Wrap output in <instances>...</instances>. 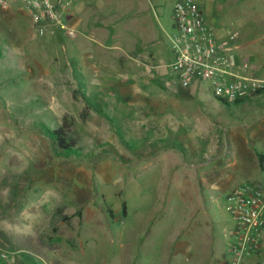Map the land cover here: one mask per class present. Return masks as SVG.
Segmentation results:
<instances>
[{
  "label": "rangeland",
  "instance_id": "rangeland-1",
  "mask_svg": "<svg viewBox=\"0 0 264 264\" xmlns=\"http://www.w3.org/2000/svg\"><path fill=\"white\" fill-rule=\"evenodd\" d=\"M177 1L110 0L115 25L140 26L143 21L159 29L157 39L163 43L148 46L98 44L83 41L80 33L74 39L40 38L22 4L0 8V251L9 253L10 264H182V259L175 263L177 253L191 262L185 242L187 185L181 184L178 192L165 189L159 202L163 207L150 220L157 192L148 187L169 164L179 167L166 175L188 176L196 185V212L209 210L216 216V248L227 247V235L234 228L227 208L229 193L242 184H264V76L256 74L263 81L262 91L229 106L214 98L206 82L182 88L167 68ZM196 1L218 33L224 28V35H238L245 46L241 57L252 67L250 56L259 47L244 43L264 38V0H252L259 5L254 12L240 11L248 0ZM133 6L146 7V12L129 22L137 10ZM135 52L147 54L148 61L134 60ZM102 68L136 76L146 70L151 81H157L159 71L165 73L166 81L179 92V108L159 102L161 90H166L158 81L153 83L157 98L144 101L137 90L147 78L143 74L132 78L136 90L131 86L127 110L120 99L113 100L116 103L109 109H99L108 90L90 87L89 81L91 71ZM82 79L89 84H80ZM182 91L191 95H181ZM104 112L120 133L119 141L101 118ZM169 117L175 118L180 131L169 144L175 149L171 162L150 153L139 156L144 152L140 134L157 133L155 128H141ZM44 124L50 129L66 124L68 139L81 155L59 157L57 146L43 135ZM163 131L170 136L169 129ZM261 243L252 264H264V231ZM218 264H225L224 259Z\"/></svg>",
  "mask_w": 264,
  "mask_h": 264
},
{
  "label": "built area",
  "instance_id": "built-area-1",
  "mask_svg": "<svg viewBox=\"0 0 264 264\" xmlns=\"http://www.w3.org/2000/svg\"><path fill=\"white\" fill-rule=\"evenodd\" d=\"M15 3L22 4L37 37H77L78 28L68 17L72 0H0V8L9 9ZM172 19L173 31L168 35L172 61L167 68L176 75L182 88L206 82L214 98L229 104L244 100L262 88L263 81L241 57L238 35L220 36L207 23L196 0H178ZM227 199L234 228L228 234L224 262L242 264L262 248L264 184L239 185L231 190ZM0 263L10 264L8 252L0 251Z\"/></svg>",
  "mask_w": 264,
  "mask_h": 264
},
{
  "label": "crops",
  "instance_id": "crops-1",
  "mask_svg": "<svg viewBox=\"0 0 264 264\" xmlns=\"http://www.w3.org/2000/svg\"><path fill=\"white\" fill-rule=\"evenodd\" d=\"M137 2V1H135ZM225 2H229L228 0H225ZM233 4V3H232ZM246 5L240 9L241 12H244L245 10L249 9V12H254L255 9H258L259 5H256L254 1L248 0ZM109 5H111L110 0H95V1H86V0H77V3L73 2V7L70 9L68 12V17L71 18L72 23L78 28V33H80V37L83 41L85 40H90L94 41L98 44H111L113 45L115 41H118L117 44H114L115 46H125V45H130V44H140V42L143 43V45L148 46L150 44H162L163 42L159 41L157 39L158 35V28H155L152 25L145 26L144 22L143 25L138 26L139 24H129V25H115L118 23L116 15L111 13L112 9L109 8ZM139 7L133 6V15L132 17L129 18V22L136 21L138 18H141L140 15H143L144 12H146V7L144 9H139ZM239 11V12H240ZM145 20V19H144ZM129 22H126L128 24ZM121 23V21H119ZM123 23V22H122ZM146 23V22H145ZM120 26L122 28H120ZM153 28V29H152ZM225 34V29L221 28L219 30V35L223 36ZM263 37L257 38V40L251 41V42H246L244 45H249V44H254L257 46L258 49L252 55L250 56V61L252 62V67L253 70L256 72L258 76H264V42H263ZM113 40V42H112ZM163 40V39H162ZM129 42V43H127ZM245 47V46H244ZM242 48L245 51V48ZM117 48V47H116ZM147 47H143V49H146ZM119 49V48H118ZM241 49V51H242ZM161 51V48L159 49ZM160 54V52H159ZM247 54V53H246ZM244 53V55H246ZM134 60L138 62H146L148 61L147 59L149 58L147 54H142L139 52H135L133 55ZM247 56V55H246ZM91 76L92 80L89 81L91 84L90 87H94V85H99L100 90H108L107 93L105 94L103 92V97L101 98V101H103L102 104H100L99 109H101L103 106H106L109 109V106H111L112 103H116L115 101L120 99L122 101V106H126V110L128 109V103L131 102V86L132 88L134 87L136 90V86L132 85V78L136 77H142L143 74L147 76V78L144 80V83L142 84V88H139V93L142 94L143 100L148 101L152 99L157 98V91L155 88L154 82H159V84H164L165 90H161V94L159 95V102L164 104L167 107H171L173 110L174 108L178 109L179 108V92L177 90H174L171 87V84L166 81L164 78L165 73H162L159 71V75L155 79L157 81H151L148 80L150 77L148 71H142L140 72V75H129L128 71L126 70H119V69H114V70H105V69H96L91 71ZM85 72H82L81 76L84 77ZM152 77V76H151ZM131 79V80H130ZM86 81L87 84L89 82L86 79L80 80V84ZM152 83V84H151ZM79 84V85H80ZM88 86V85H87ZM82 87V86H81ZM104 88V89H103ZM195 89H197L195 87ZM184 91V90H183ZM181 93V95H191V92H185ZM153 92L155 94L153 95ZM119 96V97H118ZM107 99H111V103H107ZM87 100L93 105V102L90 101L91 99L87 98ZM115 100V101H113ZM159 103H156V105ZM94 107V105H93ZM96 108V107H95ZM111 108V107H110ZM106 113V115H105ZM108 112H104L101 117L108 123L109 129L112 132V135L115 137V140H118L117 134H120L116 130L113 129V127L109 124L108 121ZM154 119V118H152ZM154 121V120H153ZM176 120L174 117H169L166 119L159 120L157 124H152L150 123V126L141 129H156V135L151 137L147 133L146 134H140V137L144 140V146L142 147L144 151L141 153L139 156H143L144 153H150L151 156L154 157H161V158H166L165 160L167 163H170L172 160V156L175 155L174 151L175 149L172 148L169 144L174 141H176L179 138L180 131L179 129L175 126L176 125ZM170 130V136L167 137L166 134L163 131L165 128ZM163 129V130H162ZM182 129V128H181ZM187 131L189 128H184ZM119 141V140H118ZM148 143H147V142ZM159 146L167 145V147H161L158 148L157 144ZM146 144V145H145ZM122 146L123 143L121 144ZM125 147V146H124ZM125 152V149H124ZM125 155V154H124ZM126 156V155H125ZM163 160V159H162ZM116 164L118 162H115ZM131 165V164H129ZM179 166L176 165H171L169 164L164 170H162L161 177L158 178V181H155V184H152V186L148 187L150 190H154L157 192V197L155 200V207L151 213V217H154L156 214V211H159L162 207L159 206L160 199H164V191L165 189L172 188V190L175 191H180L181 190V184L187 185V188H185V195H189L190 197L187 198V220H188V229L186 232V235H189L188 241L185 240L186 243L188 244V250H189V257L192 258L191 262H184V254H178L177 261L180 262L181 259L183 261L182 264H218L219 261L225 258V253H226V246L225 247H220L219 250L216 248L215 242L218 240L217 237L215 236V223L217 222L216 216L211 214L208 211L203 212L202 215H198L196 212V203H195V198H196V192L197 188L196 185L191 182L188 178V176H183V178L178 174L174 175H166L167 173L171 172L173 173L174 171L178 170ZM162 174L164 176H162ZM182 178V179H181ZM131 182L133 181V178H130ZM191 187L193 189L191 190ZM154 188V189H153ZM160 189L162 190V193L160 192ZM193 191V192H192ZM162 194V195H161ZM194 195V196H193ZM128 207V203H127ZM129 208V207H128ZM180 219H183L180 217ZM185 220V219H184ZM180 221V220H179ZM180 226V225H179ZM177 242L181 243L179 241L178 237H180V229L177 225ZM183 234V233H182ZM228 237V235H227ZM184 242V240H182ZM199 244H202V248L200 247ZM179 246V245H177ZM255 258H257L255 256ZM253 258H248L243 261L242 264H252ZM188 260V259H187Z\"/></svg>",
  "mask_w": 264,
  "mask_h": 264
},
{
  "label": "trees",
  "instance_id": "trees-1",
  "mask_svg": "<svg viewBox=\"0 0 264 264\" xmlns=\"http://www.w3.org/2000/svg\"><path fill=\"white\" fill-rule=\"evenodd\" d=\"M2 56L0 52V57ZM262 91L261 89L257 90L256 93ZM244 100H239L235 102L234 104H239L244 102ZM222 104L229 106V103L222 102ZM106 115V113H105ZM43 128V135L46 136L50 141H52L53 144L57 146L56 154L59 157L63 158H74L81 155V153L78 151V149L75 147V142L70 141L68 139V134L66 132V124L65 126L59 127L58 129H50L47 124H44Z\"/></svg>",
  "mask_w": 264,
  "mask_h": 264
}]
</instances>
